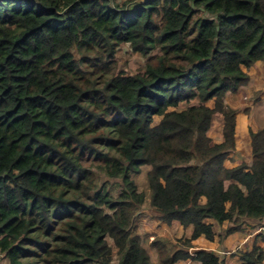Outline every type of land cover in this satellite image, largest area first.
<instances>
[{
	"label": "trees",
	"instance_id": "obj_1",
	"mask_svg": "<svg viewBox=\"0 0 264 264\" xmlns=\"http://www.w3.org/2000/svg\"><path fill=\"white\" fill-rule=\"evenodd\" d=\"M132 5L0 0V254L9 264H153L133 235L147 200L157 221L193 227L186 248L151 243L160 264H225L194 243H213L215 225L229 223L226 238L244 221L264 222V128L251 132L250 162L226 167L238 112L225 104L264 62V0ZM125 44L146 58L144 70L119 68ZM143 168L149 197L135 180ZM240 263L264 264V247Z\"/></svg>",
	"mask_w": 264,
	"mask_h": 264
},
{
	"label": "crops",
	"instance_id": "obj_2",
	"mask_svg": "<svg viewBox=\"0 0 264 264\" xmlns=\"http://www.w3.org/2000/svg\"><path fill=\"white\" fill-rule=\"evenodd\" d=\"M250 82L247 86L243 87L239 93L231 94L229 93L225 98V104L231 109L237 110L238 115L236 119V150L228 157L226 162V167L232 168L238 166L243 160L250 162V156L252 154V139L251 132H257L259 129L264 128V62L257 63L249 71ZM218 122V127L220 132L215 136L216 141H222V121L220 117L216 119ZM249 227L248 230L240 231L236 234L230 235L229 237L223 238L225 235L222 233L223 230L229 227V223L224 224L222 227L215 225L216 239L213 243L208 242L205 237L200 238L194 243V248L204 249L212 251L221 256V252H215L212 246L217 245L216 241L222 243L225 239L224 249L231 251V255H235L236 250L233 246L239 248L241 252H246L252 250L257 239L254 238V233L252 231H258L260 227ZM217 227V228H216ZM255 227V228H253ZM183 228V227H181ZM191 230H190V229ZM187 228L190 231L191 236L193 233V227ZM184 229V228H183ZM243 233H250L249 235H242ZM258 233V232H256ZM247 236V237H246ZM246 237L244 240L243 238ZM223 238V241H220ZM243 239V240H242ZM251 239L253 244L248 241ZM242 240V241H241ZM255 241V242H254ZM205 243V244H204ZM247 245L249 246L247 248ZM246 247V248H245ZM245 248V249H242ZM224 253L226 251L224 250ZM240 256V254H236ZM238 260V259H237ZM234 261V264H241L240 258L239 262ZM233 262V261H232ZM192 264L190 261H180L177 264Z\"/></svg>",
	"mask_w": 264,
	"mask_h": 264
},
{
	"label": "rangeland",
	"instance_id": "obj_3",
	"mask_svg": "<svg viewBox=\"0 0 264 264\" xmlns=\"http://www.w3.org/2000/svg\"><path fill=\"white\" fill-rule=\"evenodd\" d=\"M140 1L141 0H118V2H120V3L131 2V3H133L132 7L139 4ZM116 61L118 62L119 68H121L127 74L138 73V72L144 70V67L146 65V58L142 57L139 54L133 53L130 46L127 44L122 45L119 48L118 53L116 55ZM155 121H156V123H158L160 121V118H156ZM219 132H220V129L218 127V122L216 120L212 129H211V135L216 137V135ZM147 171H148L147 168H143L142 174L137 176L135 178V180H136L140 190L142 192H146L148 197H149L148 184H147V179H146L147 178ZM244 224L245 225H243V230L245 229L246 226L247 227L245 230H248V228L252 227L253 225H256L258 227L263 226L264 222L257 223L254 221H250V222L246 223L244 221ZM256 232H258V233H256ZM256 232L252 231V233H254V238L257 239L256 243L258 242V243H260V245L262 247H264V244H262V242H263L262 238H258L259 235H262L264 233V228L260 227L258 229V231H256ZM249 234L250 233H243L242 235H249ZM133 235L134 236H142L143 238H145V242H146L145 245L147 246V248L150 251L153 264H160V262H161L157 250L151 244L157 238H164V239L171 240V242H173L174 244L168 245L170 247L168 249L174 251L176 249L179 250L183 247L186 248L185 242L192 237L190 231H188L187 229L181 228L179 225H174V226L168 227L165 224L157 221L156 220V214L153 212L152 208L150 207L148 200L146 201V203L142 206V208L138 212V215H137V218L135 221V229L133 231ZM246 237H244L243 239L245 240ZM227 240H228V238L225 239L222 243H219V241H216V242H218V243H216L217 245H215V246L213 245L212 248H214L215 252H218V253L221 252V256L223 257L225 264H234V261H236L237 259H238L237 260V263H238L240 256L238 257V256H236V254H241V251L239 250L238 247L233 246L231 249L233 250V248H235L236 253H235V255H231L232 254L231 251L224 249V245L226 244L225 242ZM248 242L250 244H253V242H251V239ZM248 247L249 246L247 245V248ZM245 248H242V249H245ZM224 250L226 251V253H224ZM117 259H118L117 256H115L114 262H117ZM0 264H9V262L7 263V261L2 256V257H0ZM181 264H184V263H181Z\"/></svg>",
	"mask_w": 264,
	"mask_h": 264
},
{
	"label": "built area",
	"instance_id": "obj_4",
	"mask_svg": "<svg viewBox=\"0 0 264 264\" xmlns=\"http://www.w3.org/2000/svg\"><path fill=\"white\" fill-rule=\"evenodd\" d=\"M0 257H2V255L0 254Z\"/></svg>",
	"mask_w": 264,
	"mask_h": 264
}]
</instances>
